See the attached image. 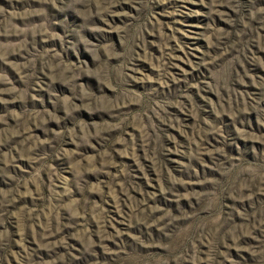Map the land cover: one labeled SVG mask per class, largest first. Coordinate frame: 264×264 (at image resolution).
Listing matches in <instances>:
<instances>
[{
  "label": "rangeland",
  "instance_id": "374dc122",
  "mask_svg": "<svg viewBox=\"0 0 264 264\" xmlns=\"http://www.w3.org/2000/svg\"><path fill=\"white\" fill-rule=\"evenodd\" d=\"M0 264H264V0H0Z\"/></svg>",
  "mask_w": 264,
  "mask_h": 264
}]
</instances>
